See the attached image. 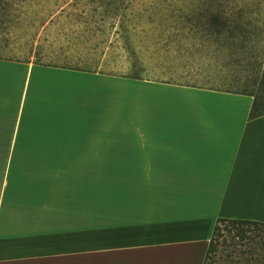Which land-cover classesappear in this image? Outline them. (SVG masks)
Instances as JSON below:
<instances>
[{
  "label": "crops",
  "instance_id": "0c3cea01",
  "mask_svg": "<svg viewBox=\"0 0 264 264\" xmlns=\"http://www.w3.org/2000/svg\"><path fill=\"white\" fill-rule=\"evenodd\" d=\"M81 1L0 0V264H204L219 218L264 223V114L223 51L239 16L173 0L159 32L201 62L160 79L107 68L104 48L43 56Z\"/></svg>",
  "mask_w": 264,
  "mask_h": 264
},
{
  "label": "rangeland",
  "instance_id": "374dc122",
  "mask_svg": "<svg viewBox=\"0 0 264 264\" xmlns=\"http://www.w3.org/2000/svg\"><path fill=\"white\" fill-rule=\"evenodd\" d=\"M49 1L52 0H38L39 11L51 5ZM171 1L82 0L46 27L41 35L43 38L38 41L39 51L47 59L62 61L65 56L78 58L75 55L79 53L86 55L104 48L112 56L107 68L182 80L188 77L182 72L198 66L201 61L185 48L176 47L178 39L182 38L177 37L178 34H160L159 31L165 28H175V19L164 13L175 4ZM225 10L227 14L239 16L241 27L238 35L232 38V45L224 48V59L230 62L232 72L240 77H243V62H246L247 75L250 74V81H253L264 69V64L261 67L256 64L257 59H264V0H226ZM28 22L24 21V55L30 52V32L34 31V26ZM103 26L108 28L106 32ZM248 88L254 90L256 87ZM5 163L0 162V168H4ZM219 224L220 229L215 235L216 251L208 264H264L263 226L249 225L247 237L241 239L233 238L236 231H229V223Z\"/></svg>",
  "mask_w": 264,
  "mask_h": 264
},
{
  "label": "trees",
  "instance_id": "16d2710c",
  "mask_svg": "<svg viewBox=\"0 0 264 264\" xmlns=\"http://www.w3.org/2000/svg\"><path fill=\"white\" fill-rule=\"evenodd\" d=\"M202 3L204 4H213L214 5V9H216L218 6L217 4L221 3V2H218V1H206L204 0ZM225 14H227V12L225 11ZM232 14V13H231ZM211 17L214 21H218L219 22V19L221 18V14L218 13V11H214L213 14H211ZM234 18H236V16H233ZM232 19L230 18V23L231 25L233 23H235L236 19ZM235 20V21H234ZM229 21V19H227L226 17V20H225V24H227V22ZM233 26V25H232ZM231 26V28H233ZM236 28H238V25H235ZM240 30V29H239ZM238 35V32H235V31H231L230 32V36L229 38L232 40L233 37H236ZM229 39V40H230ZM226 42V41H225ZM231 44V42H230ZM232 45V44H231ZM244 63V70L246 71L248 68H247V63L246 62H243ZM256 64L259 65V67L263 66L264 64V59L262 58L261 60H256ZM247 72V71H246ZM247 77L245 78V82H244V85L247 89H249L248 87L249 86H254L256 87L254 90H249L248 93H250L251 95L254 96V103H253V107H252V115H262L264 114V69L261 70V72L259 71L258 74L255 75V77L253 78V81L251 82L250 81V74H249V77L248 75H246ZM221 222H226V223H229L231 228H230V232H233V231H236V233L234 234L233 238H241V239H244L246 238L247 236V227L249 225H257V226H263L264 227V223L262 222H257V221H252V220H244V219H226V218H219L215 224V227H214V230H213V234H212V237H211V240H210V243H209V246H208V250H207V254H206V258H205V262L204 264H208V260L209 258L211 257L212 253L216 251V245H215V235L216 233H218L219 229H220V224Z\"/></svg>",
  "mask_w": 264,
  "mask_h": 264
}]
</instances>
